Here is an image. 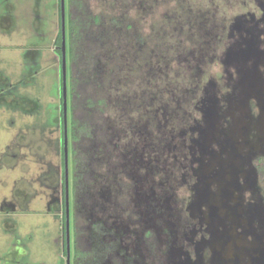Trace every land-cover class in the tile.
<instances>
[{
	"label": "rangeland",
	"instance_id": "1",
	"mask_svg": "<svg viewBox=\"0 0 264 264\" xmlns=\"http://www.w3.org/2000/svg\"><path fill=\"white\" fill-rule=\"evenodd\" d=\"M85 4L74 73L105 103L74 192L66 52L70 259L76 210L94 264H264V0ZM58 5L0 0V264L66 260Z\"/></svg>",
	"mask_w": 264,
	"mask_h": 264
},
{
	"label": "trees",
	"instance_id": "2",
	"mask_svg": "<svg viewBox=\"0 0 264 264\" xmlns=\"http://www.w3.org/2000/svg\"><path fill=\"white\" fill-rule=\"evenodd\" d=\"M67 21H65V32H66V49L70 61V124L69 133L72 142V166H73V191L77 192L81 181L84 178V174L81 171V156L79 153V147L83 141L92 140L95 135V126L93 124L92 116H89L83 110L84 107L89 109H99L105 102L99 97V90L92 89L89 91V87L86 81L81 80L80 77L75 75L74 66L78 63L81 57V43L86 36L84 29L88 28L90 23H99V14H94L88 11L85 0H67ZM59 8V25L58 34L55 39V45L58 47L55 49L57 52L61 64V26H60V7ZM81 72L78 71V75ZM60 82H61V71H60ZM83 102V103H82ZM62 98L60 94V104ZM83 106L81 107V105ZM62 108L60 105V125H61V137L63 135L62 126ZM95 129V130H94ZM62 146V141H61ZM63 149V148H62ZM261 169L263 166L262 159H259L257 163ZM96 227V226H95ZM73 255L71 264H94L96 259L95 247H87L86 242L82 238L83 226L79 221L78 214L74 213L73 218ZM93 261V262H92Z\"/></svg>",
	"mask_w": 264,
	"mask_h": 264
},
{
	"label": "water",
	"instance_id": "3",
	"mask_svg": "<svg viewBox=\"0 0 264 264\" xmlns=\"http://www.w3.org/2000/svg\"><path fill=\"white\" fill-rule=\"evenodd\" d=\"M60 7V26H61V108H62V148H63V167L64 184L66 192V264H70V236H69V208H68V182H69V152H68V127H67V75H66V32H65V0H59Z\"/></svg>",
	"mask_w": 264,
	"mask_h": 264
},
{
	"label": "flooded vegetation",
	"instance_id": "4",
	"mask_svg": "<svg viewBox=\"0 0 264 264\" xmlns=\"http://www.w3.org/2000/svg\"><path fill=\"white\" fill-rule=\"evenodd\" d=\"M58 46L54 44V48L53 50L55 51V49ZM62 139V138H61ZM62 141V140H61ZM259 159H262L263 161V166L261 167V169L258 167L257 163L259 161ZM252 165L254 167V169L257 172L258 178L259 180H262L264 178V155H256L253 159H252ZM62 196H61V215H62V224H61V231H62V254L65 255L66 258V226H65V213H66V192H65V184H64V167H63V177H62ZM264 186V184H263ZM68 208H69V182H68ZM69 218H70V210H69ZM70 220V219H69ZM69 236H70V223H69ZM71 241V240H70ZM70 254H71V242H70ZM71 256V255H70ZM65 264H66V260H65ZM70 264H71V259H70Z\"/></svg>",
	"mask_w": 264,
	"mask_h": 264
}]
</instances>
